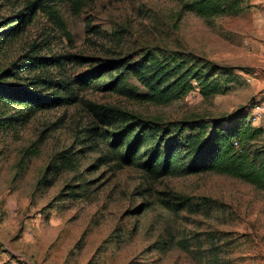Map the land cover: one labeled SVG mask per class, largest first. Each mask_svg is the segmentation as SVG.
Here are the masks:
<instances>
[{
	"label": "rangeland",
	"instance_id": "rangeland-1",
	"mask_svg": "<svg viewBox=\"0 0 264 264\" xmlns=\"http://www.w3.org/2000/svg\"><path fill=\"white\" fill-rule=\"evenodd\" d=\"M34 1L0 0V25ZM82 1L40 0L44 7L0 52V73L31 56L74 62L20 71L9 83L42 75L65 85L111 60L151 52L196 70L215 66L220 93L205 97L194 82L187 96L154 104L102 84L57 86L43 94L69 97L72 88L77 101L25 124L14 120L20 109L0 105V264H264V190L212 172L155 178L120 169L101 160L108 147L88 132L118 131L95 106L171 125L247 112L245 125L262 129L251 145L264 150V115L251 119L264 103V0H241L238 13L209 22L179 0ZM127 84L146 92L133 77ZM58 155L70 156L73 168L56 172Z\"/></svg>",
	"mask_w": 264,
	"mask_h": 264
},
{
	"label": "trees",
	"instance_id": "trees-1",
	"mask_svg": "<svg viewBox=\"0 0 264 264\" xmlns=\"http://www.w3.org/2000/svg\"><path fill=\"white\" fill-rule=\"evenodd\" d=\"M39 1L29 3L24 10L26 13L21 11L15 17L1 22L0 52L25 31L36 9L44 7ZM71 1L79 5L83 2ZM179 1L183 3L184 12H193L207 22L215 17L234 15L241 10V0ZM75 58L31 56L22 64L13 63L10 69L0 73V105L20 109L19 117L14 120L25 124L39 111L77 101L72 88L68 91L69 97H63L59 92L43 94L44 90H53L57 86L68 90L72 84L88 88L102 84V90L121 92L141 102L154 104H167L187 96L196 88L194 82L205 97L220 93L221 83L218 80L222 72L215 66L208 65L204 71L196 70L195 65L186 67L184 60L159 58L151 52L143 56L130 55L111 60L107 68L97 72L93 70L89 76L77 78L65 85L42 75L24 84L9 83V80H21L20 71H45L61 64V59L74 62ZM105 76H109V80H104ZM130 77L137 80L146 92L139 93L133 87H128ZM95 108L98 115L106 118L102 120L106 126H118L117 132L105 129L100 131L98 127L88 130L93 136L100 137L108 147L102 161H118L120 169L137 167L155 178L212 172L231 176L264 190V150L256 151L255 146L251 145L260 136L262 129L245 125L247 112L223 121L201 119L171 125L138 119L119 109L102 106ZM57 159L59 164L54 167L56 172L74 166L70 156L58 155ZM43 183L44 179L40 180L38 187Z\"/></svg>",
	"mask_w": 264,
	"mask_h": 264
},
{
	"label": "built area",
	"instance_id": "built-area-1",
	"mask_svg": "<svg viewBox=\"0 0 264 264\" xmlns=\"http://www.w3.org/2000/svg\"><path fill=\"white\" fill-rule=\"evenodd\" d=\"M263 115H264V103L255 104L251 110L252 122L254 124L257 123ZM235 145L238 146L237 143Z\"/></svg>",
	"mask_w": 264,
	"mask_h": 264
}]
</instances>
